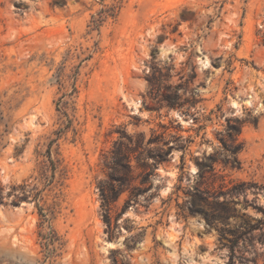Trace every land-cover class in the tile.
<instances>
[{
  "label": "rangeland",
  "instance_id": "374dc122",
  "mask_svg": "<svg viewBox=\"0 0 264 264\" xmlns=\"http://www.w3.org/2000/svg\"><path fill=\"white\" fill-rule=\"evenodd\" d=\"M239 181H264V0H0V264H224L264 205Z\"/></svg>",
  "mask_w": 264,
  "mask_h": 264
},
{
  "label": "trees",
  "instance_id": "16d2710c",
  "mask_svg": "<svg viewBox=\"0 0 264 264\" xmlns=\"http://www.w3.org/2000/svg\"><path fill=\"white\" fill-rule=\"evenodd\" d=\"M171 148L170 146H168ZM212 165V163H211ZM210 165V166H211ZM212 167V166H211ZM100 196L102 199V208L104 210V221L108 226L111 224L110 219V204L118 197L119 191L117 190V183L114 179L98 183ZM247 190H258L264 195V181L257 184L254 181H239L232 185L228 190L230 201L234 204L239 202L237 196ZM255 193V192H254ZM225 198L222 202H227ZM246 208L250 207L258 212L260 216L255 217L248 214L249 220L239 222L231 230L218 229L219 240L221 245L228 250V258L224 264H256L258 255L257 243L264 244V205L254 204L252 200L245 198ZM43 220L45 219V213L40 212Z\"/></svg>",
  "mask_w": 264,
  "mask_h": 264
}]
</instances>
